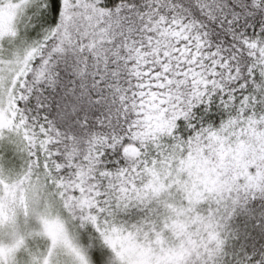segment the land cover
I'll return each mask as SVG.
<instances>
[{"label":"snow or ice","instance_id":"1","mask_svg":"<svg viewBox=\"0 0 264 264\" xmlns=\"http://www.w3.org/2000/svg\"><path fill=\"white\" fill-rule=\"evenodd\" d=\"M0 264H264V0H0Z\"/></svg>","mask_w":264,"mask_h":264}]
</instances>
